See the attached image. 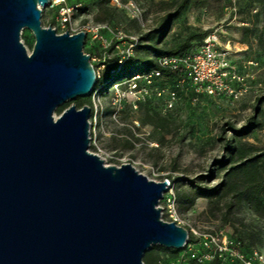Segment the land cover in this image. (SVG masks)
Wrapping results in <instances>:
<instances>
[{"label": "water", "instance_id": "obj_1", "mask_svg": "<svg viewBox=\"0 0 264 264\" xmlns=\"http://www.w3.org/2000/svg\"><path fill=\"white\" fill-rule=\"evenodd\" d=\"M47 5L0 0V264H144L153 244L183 248L187 229L161 217L166 180L89 151V105L55 114L96 75L86 32L42 26Z\"/></svg>", "mask_w": 264, "mask_h": 264}, {"label": "rangeland", "instance_id": "obj_2", "mask_svg": "<svg viewBox=\"0 0 264 264\" xmlns=\"http://www.w3.org/2000/svg\"><path fill=\"white\" fill-rule=\"evenodd\" d=\"M65 1L81 2L72 15L71 26L77 30L85 27L82 49L90 55L99 78H104V84L96 86L89 95L80 96H90L88 150L100 155L105 164L128 162L150 179L175 181L172 192L159 199L161 217L174 220L167 205L166 198L170 197L175 222L185 227L188 235L191 233V244L183 248L151 245L147 251L158 252L156 264H209L215 247L214 243L203 244L209 236H216L217 242L222 237L231 240L252 264H264V157L258 162L262 175L259 191L252 198L238 201L232 193H227L213 201L197 197L189 204L191 188L183 179L206 185L224 179L231 160L228 140L234 136L230 126L238 129L248 116L258 115L253 106L255 98L264 94V3L192 0L183 8L163 36L162 44L173 46L185 38L196 44L205 32L216 30L222 41H230L231 59L244 76L247 91L236 99L227 95L196 96L190 87L179 84L174 106L165 110L161 97L153 94L136 100L130 92L124 95L121 90L116 92L117 83L112 82V77L119 68L116 58L126 52L129 39L152 26L162 13L157 2L174 0H120L121 6L116 7L108 3L115 8L109 21L94 19L99 0ZM128 1L137 8L135 13ZM58 6L43 7L40 20L42 26H51L61 33L69 26L60 24ZM98 25L104 27L95 30ZM20 40L29 53L34 43L32 31L22 28ZM249 60L254 63L247 64ZM260 110L263 111L261 128L241 137L245 146H254L253 152L264 148V102ZM146 111L162 125L143 123ZM219 161L225 164L221 166ZM217 264H237V260L223 254Z\"/></svg>", "mask_w": 264, "mask_h": 264}, {"label": "trees", "instance_id": "obj_3", "mask_svg": "<svg viewBox=\"0 0 264 264\" xmlns=\"http://www.w3.org/2000/svg\"><path fill=\"white\" fill-rule=\"evenodd\" d=\"M192 0H174V1H159L157 5L160 6L162 13L156 18L152 26L148 27L146 30L141 31L135 40H132L133 47L132 53L126 55L117 70V72L112 77L113 83H119L123 79L129 78L136 73L147 72L153 68H157L158 64L156 58L162 55H180L189 52L196 48L203 37L206 36L211 30L205 32L198 40L196 44H191V38H185L181 42L173 46H164L162 44L163 36L170 29V26L174 20L180 15L181 11L185 6H187ZM257 3H264V0H250ZM80 3V1H77ZM74 2V3H77ZM109 0H99L98 1V11L94 15V19L97 21H109L113 19L115 14V8L109 6ZM73 4V3H72ZM79 5V6H80ZM77 7V9L79 8ZM120 57L116 58V61ZM181 71H174L169 74L165 72L162 79L158 81L160 86H165L170 84V87L179 93L178 80L182 76ZM120 78V79H119ZM104 78H96L95 86L104 84ZM190 87L193 95H196L192 87L185 81L184 84ZM89 97L81 98L77 97L74 100H69L55 110L59 114L65 107L70 103H74L78 108L84 104L90 106ZM264 102V94L259 95L255 98V104L253 106L254 112L257 114H252L247 117L245 123L236 129L230 126V130L233 132L232 139L228 140V149L231 156L230 165L224 172V179L216 182L213 185L199 184L193 179L183 178L187 185L191 188L190 196L187 197V202L192 204L194 199L197 197L207 198L209 201H213L221 198L227 193H232L234 200H242L246 198H252L254 193H258V184L262 178V175L258 168L259 160L264 157V148L259 149L258 152H253L254 146H245L241 142V137L248 134L254 129L261 128L263 111L260 110L261 103ZM91 115V114H90ZM89 115V116H90ZM142 120L143 123H149L155 126H161L162 124L154 120L153 115L146 111ZM161 117V116H158ZM222 166L225 163L219 161ZM220 166V167H221ZM209 177V176H205ZM170 182H175L173 179ZM177 194L178 191L176 190ZM191 241V233L188 235ZM239 242V241H237ZM159 249L167 250L164 247H159ZM193 255V254H191ZM218 256L213 255V260L209 264H217ZM144 264H156L159 260L158 252L154 250H149L143 255Z\"/></svg>", "mask_w": 264, "mask_h": 264}, {"label": "built area", "instance_id": "obj_4", "mask_svg": "<svg viewBox=\"0 0 264 264\" xmlns=\"http://www.w3.org/2000/svg\"><path fill=\"white\" fill-rule=\"evenodd\" d=\"M108 3L114 7L121 6L120 0H109ZM48 5L50 7L59 5L58 17L60 24L62 26H69L64 31H68L69 33L79 30L85 31V27L78 28L77 30L71 26L72 15L80 5L79 2L68 4L65 0H48ZM127 5L135 13L137 8L134 7L133 2L128 1ZM135 16L137 17V12ZM99 27H104V25H98L95 27V30ZM132 40H135V38L131 37L129 39L126 52L117 60L118 66H120L122 59L126 55L132 53ZM231 53L230 41H222L217 31L212 30L203 37L200 44L193 50L180 55L159 56L156 58L157 68H153L147 72L136 73L117 84L114 83L115 91L119 92L121 90V95L130 92L135 96L136 100L145 99L146 96L153 94L156 97H161L165 110L171 109L177 99V91H174L167 85L160 86L158 81L163 78L165 72L169 74L174 71H181L183 75L179 78L178 84H184L185 81H188L196 96L198 94L209 96L227 95L232 99H236L247 91V86L244 76L239 74L237 64L231 59ZM253 63L252 60L247 61V64ZM95 75L99 77L96 71ZM164 180H166L169 187L168 191L164 193L165 195L172 192L173 182L171 183L168 178ZM166 199L169 201L167 205L171 211L170 216L175 221L172 199L170 197ZM206 239L203 241V244L214 243L213 252L218 257L226 254L237 260V264H252L250 258H247L243 252L236 248L231 240L222 237L217 242L218 238L216 236H209ZM190 244L191 241L187 238L185 245L189 246Z\"/></svg>", "mask_w": 264, "mask_h": 264}]
</instances>
